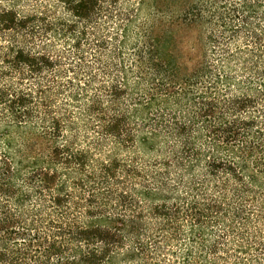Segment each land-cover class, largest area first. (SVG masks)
I'll return each instance as SVG.
<instances>
[{"label": "trees", "instance_id": "16d2710c", "mask_svg": "<svg viewBox=\"0 0 264 264\" xmlns=\"http://www.w3.org/2000/svg\"><path fill=\"white\" fill-rule=\"evenodd\" d=\"M0 264H264V0H0Z\"/></svg>", "mask_w": 264, "mask_h": 264}]
</instances>
